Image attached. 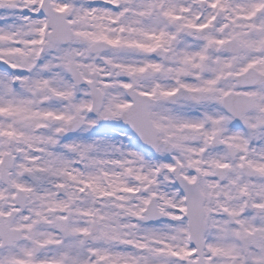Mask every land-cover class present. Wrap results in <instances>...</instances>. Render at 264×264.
I'll use <instances>...</instances> for the list:
<instances>
[{"label": "snow or ice", "instance_id": "snow-or-ice-1", "mask_svg": "<svg viewBox=\"0 0 264 264\" xmlns=\"http://www.w3.org/2000/svg\"><path fill=\"white\" fill-rule=\"evenodd\" d=\"M0 264H264V0H0Z\"/></svg>", "mask_w": 264, "mask_h": 264}]
</instances>
